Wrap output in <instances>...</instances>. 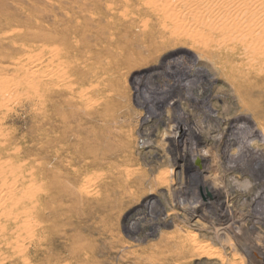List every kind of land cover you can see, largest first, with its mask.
Wrapping results in <instances>:
<instances>
[{
	"label": "rangeland",
	"instance_id": "rangeland-1",
	"mask_svg": "<svg viewBox=\"0 0 264 264\" xmlns=\"http://www.w3.org/2000/svg\"><path fill=\"white\" fill-rule=\"evenodd\" d=\"M185 1L0 0V174L35 195L0 264H261L264 66Z\"/></svg>",
	"mask_w": 264,
	"mask_h": 264
},
{
	"label": "bare ground",
	"instance_id": "bare-ground-1",
	"mask_svg": "<svg viewBox=\"0 0 264 264\" xmlns=\"http://www.w3.org/2000/svg\"><path fill=\"white\" fill-rule=\"evenodd\" d=\"M186 1H188L189 4H193V8H198L206 17H208V19L215 24V25L213 24L215 28L220 29V32L223 35L222 44L231 45L228 46L229 47L228 50L232 52L235 51L242 52V54L247 58V60L251 64L264 66V0H186ZM202 19L203 18H201V20ZM37 57L38 56L31 58L27 56L25 59L22 60L23 62H26V65H28L25 71L31 74L32 76H37V74L40 72L41 59L39 61V58ZM61 88L68 89L69 85L63 82L61 83ZM31 90L33 92L37 91L34 85L32 86ZM178 129L180 131V132L178 131L179 133L178 136L179 137L183 136L182 135L183 132L181 131L183 130V127H178ZM250 129L253 130L252 128ZM174 141H177V138L176 140L174 139ZM8 171L9 173H11L12 168H8ZM17 176L19 178L18 177L13 178L12 183H7L6 179L2 177V174H0V182H1L0 198L5 197L7 195L6 190L8 188L11 196L8 201V207H10V209H8V212L15 215L16 220L18 218L27 220L28 217L33 216V215L29 216V211L32 207L31 204H34L35 195L32 191V188L29 184V180L26 178V176H24L23 173H19ZM16 179H20V184L18 185L15 184ZM209 193L211 195V198L213 197L214 199H220L221 197V193L219 191H213L209 189ZM29 205L30 208H28ZM222 212L228 215V217L230 216L229 215L230 213L227 214L226 209H223ZM0 217L4 219L3 223L8 222L7 216L4 217L3 213H0ZM27 222L29 223L30 221ZM30 233L27 234L28 237H31ZM190 236L196 238L194 233H192ZM198 250L197 251L201 255L213 254V256L220 257L219 251L217 252L210 251L208 249H205L204 247H198ZM252 257L261 264H264V251L254 252L252 254ZM221 261H223V259Z\"/></svg>",
	"mask_w": 264,
	"mask_h": 264
}]
</instances>
